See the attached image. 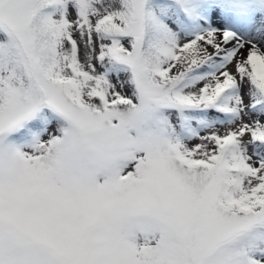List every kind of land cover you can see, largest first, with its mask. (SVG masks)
I'll return each mask as SVG.
<instances>
[{
    "label": "snow or ice",
    "instance_id": "6c2138e0",
    "mask_svg": "<svg viewBox=\"0 0 264 264\" xmlns=\"http://www.w3.org/2000/svg\"><path fill=\"white\" fill-rule=\"evenodd\" d=\"M0 264H264V0H0Z\"/></svg>",
    "mask_w": 264,
    "mask_h": 264
}]
</instances>
